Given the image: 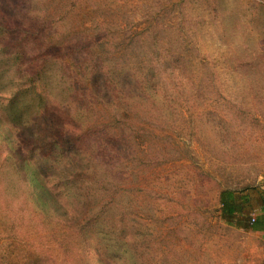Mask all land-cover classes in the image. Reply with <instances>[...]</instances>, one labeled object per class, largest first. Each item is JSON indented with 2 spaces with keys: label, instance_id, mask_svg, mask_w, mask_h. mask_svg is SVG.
<instances>
[{
  "label": "rangeland",
  "instance_id": "374dc122",
  "mask_svg": "<svg viewBox=\"0 0 264 264\" xmlns=\"http://www.w3.org/2000/svg\"><path fill=\"white\" fill-rule=\"evenodd\" d=\"M34 8L48 39L76 48L81 60L65 50L68 60L59 55L40 77L39 90L59 105L48 125L107 128L93 131L85 142L95 148L71 153L73 168L62 170L24 143L38 128L0 116V264H264L261 239L221 215L219 203L224 188L264 184V2L35 0ZM82 61L110 65L122 85L113 90L98 77L91 85ZM67 65L68 75L55 72ZM127 73L139 98L126 99ZM110 141L117 152H98ZM95 168L96 179L113 174L112 187H123L113 214L124 215L126 244L108 255L96 236L77 232L64 185L67 171Z\"/></svg>",
  "mask_w": 264,
  "mask_h": 264
},
{
  "label": "trees",
  "instance_id": "16d2710c",
  "mask_svg": "<svg viewBox=\"0 0 264 264\" xmlns=\"http://www.w3.org/2000/svg\"><path fill=\"white\" fill-rule=\"evenodd\" d=\"M2 2H5V4ZM34 3L35 0L0 1V8H3L0 10V89L9 88L8 96H0V116L14 126L28 127L30 130L38 128L34 133L36 140L25 141L24 143L28 145L29 150L45 155L58 168L64 170L65 168H73L74 161L71 153L86 155L95 148L94 145H87L85 141H88V136L93 131L101 130L104 127L107 128V125L98 121L94 126H90L89 122H87L84 126L80 124L79 127H73L70 125V121H66L61 125L59 124L60 128L55 132L48 125L51 122V119H48V114L57 113L59 105L50 103L47 93L39 90L41 83L43 84V81H40V77L47 70H51L47 64L51 61L59 60L57 59L59 55L68 60L65 50L69 47L66 48L57 44L55 40L48 39L47 22L40 17V13L34 8ZM10 6L14 8L15 14L8 17L6 11ZM70 50L75 52L74 55H71L73 56L72 58L81 61L79 60L80 56H77V49L70 48ZM70 50L67 51L69 52ZM80 67L85 73L91 72V85L96 83L97 77L101 78L104 86L122 85L119 79H115L116 69L110 65L102 67L96 61L92 63L82 61ZM159 69L160 67L158 66ZM55 72L61 77L68 75V65L64 71ZM126 75V78H130L129 82L131 81L130 85L132 88L130 95L126 99L139 98V86L134 85V79L130 73ZM53 81L55 79L48 78L44 84L52 87V93L55 90L52 84ZM112 89L115 90V87H112ZM68 100L62 103H67L69 102ZM128 100L126 101L128 102ZM73 101H70V105ZM30 111H32L31 116L28 117L26 114ZM71 119H73V116ZM120 132L113 133L115 138L121 139L125 136L123 129ZM113 142L110 141L111 145L104 144V148L99 149L98 152L100 151L102 155L105 154V149L117 152L113 147L120 144L117 141ZM123 151L121 149L119 154H123ZM115 156L118 159L120 157L116 154ZM122 160L120 158L116 162L120 165L115 163L114 166L116 171L121 172V175L124 173L121 168ZM92 173L93 175H91ZM98 174V168H95V171L92 172L89 170L76 173L67 171L64 176V185L68 191L72 192L74 199L73 210L74 214L78 216L77 232H80L86 241L96 236L95 240L99 242L98 244H103L105 254L108 255L109 252L114 250H123L126 244V229L121 227L124 222V215L122 214L123 218L121 220L113 214L115 206L121 205V201L117 196L122 194L123 187L118 185H113L112 187L115 178L112 181L111 178L117 177L116 175L112 174L110 178L108 176L103 178V180H99L96 179ZM111 188L115 189V191L110 193ZM243 191L245 190H237L230 187L221 190L219 198L220 210L221 215L226 219L233 220L242 211L236 194ZM101 248L103 247L96 246L94 249L98 252L101 251Z\"/></svg>",
  "mask_w": 264,
  "mask_h": 264
},
{
  "label": "crops",
  "instance_id": "0c3cea01",
  "mask_svg": "<svg viewBox=\"0 0 264 264\" xmlns=\"http://www.w3.org/2000/svg\"><path fill=\"white\" fill-rule=\"evenodd\" d=\"M236 195L242 211L233 219L234 225L240 229H249L264 245V184L259 188L237 192ZM252 216L256 218L254 222L251 221Z\"/></svg>",
  "mask_w": 264,
  "mask_h": 264
},
{
  "label": "built area",
  "instance_id": "2783aa9c",
  "mask_svg": "<svg viewBox=\"0 0 264 264\" xmlns=\"http://www.w3.org/2000/svg\"><path fill=\"white\" fill-rule=\"evenodd\" d=\"M256 220L255 216H252L251 221L254 222Z\"/></svg>",
  "mask_w": 264,
  "mask_h": 264
}]
</instances>
